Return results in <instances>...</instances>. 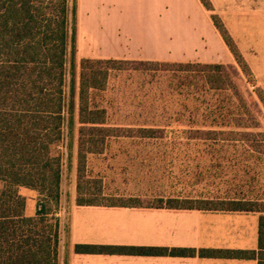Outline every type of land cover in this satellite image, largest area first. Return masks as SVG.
<instances>
[{
  "label": "rangeland",
  "instance_id": "rangeland-1",
  "mask_svg": "<svg viewBox=\"0 0 264 264\" xmlns=\"http://www.w3.org/2000/svg\"><path fill=\"white\" fill-rule=\"evenodd\" d=\"M258 3L261 35L254 49L238 48V41L224 27L220 7L207 14L218 20L230 46L217 50L215 57L199 56L200 60L188 63L123 60L92 66L109 70L103 90L89 97L104 111V125L100 131H86L79 143L76 126L71 147L67 149L64 141L54 149L63 157L60 199L54 210L60 231L57 253L62 250V228L77 187L82 199L103 206L163 207L169 201L176 206H206L210 200L212 206L223 207L221 201L236 197L264 212V0ZM237 23L233 25L236 36ZM81 57L78 49L76 87ZM185 64L190 68L182 67ZM205 64L223 67L212 71ZM184 70L193 75L204 72L216 78L211 87L233 93L240 115L229 119L238 129L253 133L243 137L244 146L225 142L222 136L212 140L208 113L220 93L201 89L196 81L181 82ZM143 129H151L152 136L144 137ZM78 151L86 153L81 172L77 171ZM18 194L29 210H35L36 192L18 188Z\"/></svg>",
  "mask_w": 264,
  "mask_h": 264
},
{
  "label": "trees",
  "instance_id": "trees-1",
  "mask_svg": "<svg viewBox=\"0 0 264 264\" xmlns=\"http://www.w3.org/2000/svg\"><path fill=\"white\" fill-rule=\"evenodd\" d=\"M198 1L206 11L212 12L208 0ZM210 19L229 47L230 40L218 20ZM76 33L77 0H0V264H56L60 231L54 210L60 199L63 157L54 149L64 141L67 149L71 147L76 126L79 143L86 131H100V126L104 125V111L91 103L89 97L91 93L103 90L109 70L92 66L118 61L80 59L76 87ZM190 66L182 65L186 69ZM222 67L220 64L204 65L212 71H219ZM183 73L181 82L196 81L201 89L220 93L208 113V133L214 137L212 140L216 142L222 136L225 139L221 140L225 142L243 145L247 141L243 137H250L253 133L238 129L229 119L240 115L233 93L211 87L216 78L208 77L204 72L193 75L184 70ZM141 132L144 137L153 134L151 129ZM89 140L92 144L93 141ZM85 155L81 151L77 153L78 172L83 170ZM18 188L37 193L34 216H24L25 200L18 194ZM221 202L223 207L212 206L210 200L206 201V206H176L169 201V205L163 207L258 213L257 254L254 251L204 250L198 253L201 257L256 258L257 264H264V212L243 198H228ZM75 205L103 206L82 199L79 187ZM73 250L76 254H194L186 249L167 251L98 245H75Z\"/></svg>",
  "mask_w": 264,
  "mask_h": 264
},
{
  "label": "crops",
  "instance_id": "crops-1",
  "mask_svg": "<svg viewBox=\"0 0 264 264\" xmlns=\"http://www.w3.org/2000/svg\"><path fill=\"white\" fill-rule=\"evenodd\" d=\"M208 1L212 11L222 8L224 27L239 49L257 47L258 0H222L221 6L218 0ZM207 13L198 0H77L76 48L82 52L81 59L156 63H188L200 60L199 56L210 59L226 45ZM29 209L25 204L24 216H34L36 207ZM258 220V213L78 207L73 199L56 264H257L256 258L201 257L198 252L257 254ZM75 245L186 249L194 254H76Z\"/></svg>",
  "mask_w": 264,
  "mask_h": 264
}]
</instances>
